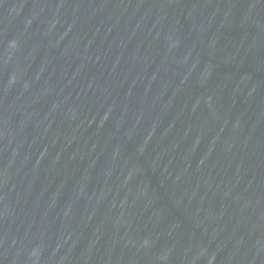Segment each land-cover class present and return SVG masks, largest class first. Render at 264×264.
<instances>
[{"label":"water","instance_id":"water-1","mask_svg":"<svg viewBox=\"0 0 264 264\" xmlns=\"http://www.w3.org/2000/svg\"><path fill=\"white\" fill-rule=\"evenodd\" d=\"M0 264H264V0H0Z\"/></svg>","mask_w":264,"mask_h":264}]
</instances>
